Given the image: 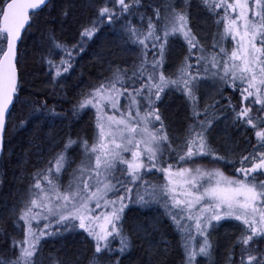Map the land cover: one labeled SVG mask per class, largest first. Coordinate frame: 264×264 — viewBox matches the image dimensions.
<instances>
[{
    "label": "snow or ice",
    "instance_id": "1",
    "mask_svg": "<svg viewBox=\"0 0 264 264\" xmlns=\"http://www.w3.org/2000/svg\"><path fill=\"white\" fill-rule=\"evenodd\" d=\"M201 2L216 16L218 28L223 25L211 52L190 27V0L155 4L93 0L95 15L80 23L74 43L61 40L54 31L47 35L48 48L41 61L53 89L105 27L120 25L116 39L122 50L134 53V59L127 67H113L107 61L110 75H102L72 104L76 118L94 110L95 136L90 142L69 135L49 159L41 153L44 167L31 174L27 195L12 212L13 226L22 230V239L10 238V255L0 252V264H81L83 259L87 264H122L121 257L138 239L147 242L148 255L159 245L166 254L169 242L160 232L159 220H129L127 212L133 205L163 208L179 237L181 264H201L199 258L212 264L217 249L212 237L223 220L239 222V234L230 241L224 264H264V0ZM50 3L2 0L0 4V43L6 45L0 48V151L6 114L21 89L17 45L22 30L31 27ZM141 8H151L152 14ZM62 14L68 16L69 11ZM133 18L140 23H133ZM177 41L186 46V55L173 70L170 53ZM227 41L232 43L230 50L222 43ZM98 56V62L106 61ZM209 84L215 95L212 103L201 106V90ZM226 89L238 95V104L225 95ZM173 93L183 96L188 108L179 135L165 124L159 107L164 96ZM37 104L33 111L61 115L48 107L47 96ZM221 121L226 129L243 130L244 149L236 153L225 144L221 154L212 139ZM248 129L255 143L249 140ZM70 149H79L82 158L63 184L61 177L74 162ZM228 153L235 155L230 159ZM202 158L232 165L235 175L198 164ZM156 174L163 182L148 179ZM73 232L90 239V256L78 254L71 260L51 253L44 256L42 241ZM157 235L160 238L154 242Z\"/></svg>",
    "mask_w": 264,
    "mask_h": 264
},
{
    "label": "trees",
    "instance_id": "2",
    "mask_svg": "<svg viewBox=\"0 0 264 264\" xmlns=\"http://www.w3.org/2000/svg\"><path fill=\"white\" fill-rule=\"evenodd\" d=\"M157 2H164V0H143L145 4H155ZM196 2L204 17L198 18V22L193 17V24L196 23L195 26L200 33H208L209 30L212 36L214 34L217 36V32L221 31L223 27L218 28L216 23L213 24L211 17L216 19V16L207 10L201 0H196ZM95 3L98 4L99 0H95ZM0 4H2V0H0ZM64 11H69V15L64 16L62 14ZM145 11L148 15L152 14L151 8H141V12ZM218 11L222 15L223 10ZM94 15L93 0H51V3L41 11L38 18L31 22V27L27 28L19 45L18 69L21 89L8 118L4 149L0 159V227L3 229V232L0 233V252L10 255L8 251L10 238H16V230L18 229L13 226L12 212L19 207L21 198L26 197L31 174L37 168L44 167V164L39 162L41 153L44 160L49 159L60 151L69 135L73 139L78 136L84 137L90 142L95 136V120L91 109L81 113L76 118L72 116V104L75 103L82 91H87L92 85L96 84L102 75H110V72L107 71L109 67L107 61H111L113 67L117 65L127 67L132 64L134 59V53L122 50L121 42L116 39V33L119 31L120 25L116 24L112 28L105 27L94 38V42L76 58L74 67L61 78L60 84L55 89L52 88L48 83L50 76L47 74L46 66L41 61L42 55L45 54L48 48L47 35L54 31L61 40L74 43L78 39L77 32L80 23L85 22ZM202 19L209 20L211 30L208 22L206 25V22ZM133 23L138 24L140 22L133 18ZM197 29L193 28V31L199 39ZM112 41L114 44L112 47H108L107 44ZM209 43L206 49L211 52L212 45L211 42ZM2 47H6V45L0 43V48ZM176 49L179 51V58L176 63L186 55V46L183 42L178 41V44H173L170 53V61L173 66L176 63L172 62L171 59ZM98 54L106 58L104 63L98 62ZM54 58L58 60L59 55L57 54ZM53 91L57 95L53 96L51 94ZM225 95H231L233 102L238 104V95L232 93L230 89L225 90ZM45 96L48 99V107H54L61 114L60 116L53 117L44 110L33 111L34 106L38 107L37 101H42ZM166 100L169 102L168 105H164ZM204 103H212V98L205 101L202 98L201 106ZM221 103L226 104V101L221 100ZM159 107L165 118V124L170 125L171 129L176 130V134L179 135V130L184 128L185 118L188 116V108L184 97L178 93H173L172 96L165 95ZM223 125L225 126L223 121L218 123L212 136L216 146L221 148V154H225L224 145L227 144L224 141V133L220 131ZM229 132L232 137V144L237 146L239 151L244 149L243 130L229 128ZM247 136L252 143L256 142L251 129H248ZM239 151L235 149L236 153ZM69 155L70 157L73 156L71 159L74 162L68 172L61 177L65 180L69 179L71 169H75L82 158L79 149H70ZM228 155L231 159L235 153H228ZM197 163L209 169L219 168L227 176L235 175L233 166L223 162L202 158L198 159ZM157 177H159V181H157ZM148 179L153 180V182H163L160 174L149 175ZM163 212V208L157 205H152L150 208H142L139 205L131 206L127 212L129 220L137 217L145 221L153 218L159 220V229L169 242V250L165 254L158 246L157 250L150 256L147 253V242L138 239L131 251L121 257L122 264H149L150 260L152 264H181L182 253L178 246L179 237L171 222L163 215ZM230 223L232 222L226 221L223 225L228 226ZM218 227L219 229L216 228L213 233L214 236L215 233L219 235L222 225ZM238 234L239 232L236 231L234 236L229 238L227 244L225 243V247L221 249L223 250L221 255L213 256L215 259L214 264H224V253L227 251L230 241ZM79 235L80 233L74 232L66 233L63 237H55V240L54 237L48 238L43 242V249L46 253L57 254L68 260L74 259L78 254H83L85 257L90 256L93 250L90 239L86 238L83 242H80ZM159 238L157 235L154 242ZM64 240L66 241L64 242ZM70 252L73 253L70 254ZM81 264H87L86 259H83Z\"/></svg>",
    "mask_w": 264,
    "mask_h": 264
},
{
    "label": "rangeland",
    "instance_id": "3",
    "mask_svg": "<svg viewBox=\"0 0 264 264\" xmlns=\"http://www.w3.org/2000/svg\"><path fill=\"white\" fill-rule=\"evenodd\" d=\"M175 2L176 3H181V0H175ZM250 2H251V0H250ZM188 12H189V22H190V27H192V29L194 28V29H197V27L195 26V22H194V24H193V17L195 18V20L198 22V18L200 19V18H202V17H204V14L202 13V10L197 6V2H196V0H190V7L188 8ZM223 14V13H222ZM211 19H212V22H214L213 24L215 25V19L213 18V17H211ZM202 21H205L206 23V25H207V22H208V24H209V29L211 30L212 28H211V23L209 22V20H204V19H202ZM205 25V26H206ZM204 26V27H205ZM216 26H217V24H216ZM207 27V26H206ZM218 27V26H217ZM216 27V28H217ZM222 28L223 27V25L221 26H219V28ZM199 30L197 29V32H198ZM223 31V28H222V30L221 31H219V32H222ZM218 33V32H217ZM198 34H199V40L201 41V43L202 44H204L205 45V47L206 48H208V45L210 44L209 42H211V45L213 44V38L214 37H217L218 38V35L216 36L215 34H214V36H212L211 35V33H210V31L208 30V33H200V31L198 32ZM212 40V41H211ZM222 43H224L225 44V46L227 47V48H229V50L231 49V47H232V43H231V41H227V42H222ZM114 44V42L112 41V42H110V43H108L107 45H108V47H112V45ZM174 44H178V41L177 42H175ZM180 46H181V44H179ZM213 50V49H212ZM178 58H179V51L176 49V51H175V53H174V55H173V57H172V62H174V63H176L177 61H178ZM173 70H174V66H173ZM202 93L204 94V93H207V95H203V100L205 101L206 99H208V98H212L214 95H215V88L211 85V84H209L208 86H206V87H204L202 90ZM169 96H172V94L171 95H169ZM168 100H166V102H164V105H168V103L169 102H167ZM122 103H123V101H121ZM91 111H92V114L94 115V120H95V113H94V110H92L91 109ZM224 126V125H223ZM222 126V128L220 129V131H222L223 133H224V137H225V139H224V141H225V143H227L231 148H233V149H236V151H239L238 150V148H237V146H235L234 144H232V141H231V139H232V137L229 135V128L228 129H226V127L224 126L223 127ZM221 127V126H220ZM126 155H130V154H126ZM70 156V155H69ZM71 157H73V156H71ZM70 157V158H71ZM80 162V161H79ZM78 162V163H79ZM63 176V175H62ZM71 179V175H69V179H67V180H65L64 178L63 179H61V181H62V183L63 184H67L68 183V181ZM158 206V205H157ZM226 221H231L232 223H233V225H231L232 223H230L229 225H231L230 227H229V225L228 226H225V225H223ZM21 223V225H23V222L21 221L20 222ZM222 225V227L220 228V233H219V235L217 234V233H215V236L213 235V237H212V239L217 243V249H216V251H215V253H214V256H218V255H221V252L223 251V250H221L222 248H224L225 247V243L227 244V242H228V240H229V238L230 237H232V236H234V233L236 232V231H238V225H239V222H237V221H234V220H223V221H221L220 222V226ZM236 225V226H235ZM228 227V228H227ZM218 229H219V227H217ZM228 229V230H226V229ZM216 231V230H215ZM16 232H17V234H16V238L17 239H22V236H23V234H22V230L20 229V228H18L17 230H16ZM74 233V232H73ZM73 236V235H72ZM79 237V240H80V242L82 241H84L86 238H88L87 236H86V234H84V233H82V232H80V235L78 236ZM54 240H55V237H54ZM66 240H64V242H65ZM70 241V240H69ZM43 242L44 241H42V244H43ZM62 246H63V244H62ZM163 245H162V247H160V245H159V248H161V250L163 249ZM43 248H44V244H43ZM73 252H70V254H72ZM43 254H44V256L46 257L48 254H50L49 252H45L44 251V249H43ZM199 259H201V264H209V261L206 259V258H199ZM215 263V259H214V257H213V261H212V264H214ZM45 264H46V261H45Z\"/></svg>",
    "mask_w": 264,
    "mask_h": 264
},
{
    "label": "water",
    "instance_id": "4",
    "mask_svg": "<svg viewBox=\"0 0 264 264\" xmlns=\"http://www.w3.org/2000/svg\"><path fill=\"white\" fill-rule=\"evenodd\" d=\"M27 28H28V27H27ZM27 28H26V30H27ZM26 30H22V34H21V37H22V38H21V40L18 42V45H17V54H18V57H19V45H20V43H21V41H22V39H23V36H24V33L26 32ZM17 67H18V65H17ZM18 72H19V69H18ZM15 99H16V97L14 98L13 104L9 106V113L6 114V127H7V122H8L9 115H10V113H11V111H12V108H13V105H14V103H15ZM5 132H6V128H5ZM5 132H4V137H3V147H2V151H0V159H1V156H2V153H3V149H4Z\"/></svg>",
    "mask_w": 264,
    "mask_h": 264
}]
</instances>
